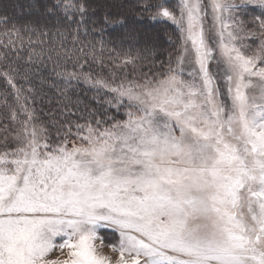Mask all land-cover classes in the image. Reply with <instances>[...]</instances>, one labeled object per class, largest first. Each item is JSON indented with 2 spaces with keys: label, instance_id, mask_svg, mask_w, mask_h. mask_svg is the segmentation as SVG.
<instances>
[{
  "label": "snow or ice",
  "instance_id": "6c2138e0",
  "mask_svg": "<svg viewBox=\"0 0 264 264\" xmlns=\"http://www.w3.org/2000/svg\"><path fill=\"white\" fill-rule=\"evenodd\" d=\"M140 6L175 27V55L107 15L128 30L88 39V0L0 15V264H112L96 244L111 237L115 264H264V0ZM105 52L107 76L85 70ZM49 65L51 123L17 83ZM80 84L99 108L73 99Z\"/></svg>",
  "mask_w": 264,
  "mask_h": 264
},
{
  "label": "trees",
  "instance_id": "16d2710c",
  "mask_svg": "<svg viewBox=\"0 0 264 264\" xmlns=\"http://www.w3.org/2000/svg\"><path fill=\"white\" fill-rule=\"evenodd\" d=\"M147 2L155 3L156 0H147ZM43 3H51V0H0V15L6 14L10 16L12 18L11 23L22 24L29 20H36L38 14L43 11L40 7ZM88 3L90 5V11L86 18V26L92 32L88 39L98 41L103 38L105 41L109 39L119 41L121 35L128 30L127 27L121 28L117 26L113 28L104 25L103 20L107 15L115 21L126 19L127 25L137 30L139 38L142 41L147 40L155 47L157 59H166L169 53H173L177 37L175 27L170 23L151 21L148 17L152 10L145 11L140 6L141 0H88ZM30 5L34 7H29ZM102 26L106 27L107 30L101 35L96 30ZM169 37H171V42ZM81 38L83 39V37ZM114 46L113 44H107L108 48ZM128 46L125 43L124 47L127 48ZM117 50L119 51V48ZM26 55V53H21L22 57L26 58ZM103 56L105 59V66L103 68L96 64H90L85 70L91 69L93 72H100L107 76L108 67H110L107 64L108 53H103ZM19 63L24 67L27 66L23 60ZM51 67L49 65L47 70H42L41 75L36 76L31 83H27L22 79L17 80V83L25 89L32 87L37 90L34 107L37 109L41 119L48 123L61 118L59 109L62 107L57 88L52 86L59 85V82L52 78L41 83L42 78H47L51 75ZM11 92L12 89L8 86L7 82L0 77V101L7 95L9 102H11L13 99ZM71 94L74 100L79 98L82 101V107L83 105H87L90 108L100 107L93 99L95 92L90 90L86 85L80 84L75 92ZM72 119H76V117H72Z\"/></svg>",
  "mask_w": 264,
  "mask_h": 264
},
{
  "label": "rangeland",
  "instance_id": "374dc122",
  "mask_svg": "<svg viewBox=\"0 0 264 264\" xmlns=\"http://www.w3.org/2000/svg\"><path fill=\"white\" fill-rule=\"evenodd\" d=\"M176 2V0H169L170 4H174ZM255 14H259L258 12ZM251 16L249 17H245V19H250ZM171 24V23H170ZM173 55H175V52L173 51L172 53ZM115 242V237H111L106 239L103 243H101V241H96V244L98 245L99 251L105 255L111 258L112 264H115V261L118 259V253L113 252L112 249L109 247L110 244Z\"/></svg>",
  "mask_w": 264,
  "mask_h": 264
}]
</instances>
